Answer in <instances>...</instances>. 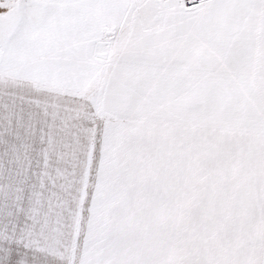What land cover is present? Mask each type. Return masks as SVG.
<instances>
[{"label": "snow or ice", "instance_id": "6c2138e0", "mask_svg": "<svg viewBox=\"0 0 264 264\" xmlns=\"http://www.w3.org/2000/svg\"><path fill=\"white\" fill-rule=\"evenodd\" d=\"M0 264H264V0H0Z\"/></svg>", "mask_w": 264, "mask_h": 264}]
</instances>
